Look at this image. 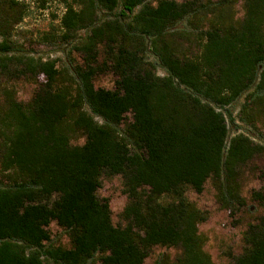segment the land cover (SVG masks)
<instances>
[{
    "label": "trees",
    "instance_id": "obj_1",
    "mask_svg": "<svg viewBox=\"0 0 264 264\" xmlns=\"http://www.w3.org/2000/svg\"><path fill=\"white\" fill-rule=\"evenodd\" d=\"M11 2L0 0V77L37 87L23 102L0 86V264H143L155 246L174 252L154 264H216L199 231L208 212L186 191L210 179L230 214L245 205L240 169L264 144L228 139V107L244 95L241 113L264 114V0H73L50 35L81 59L69 65L10 53ZM104 73L113 89L94 85ZM114 175L118 225L97 193ZM260 177L251 197L264 205ZM52 222L67 246L52 242ZM242 240L234 264H264V214Z\"/></svg>",
    "mask_w": 264,
    "mask_h": 264
},
{
    "label": "rangeland",
    "instance_id": "obj_2",
    "mask_svg": "<svg viewBox=\"0 0 264 264\" xmlns=\"http://www.w3.org/2000/svg\"><path fill=\"white\" fill-rule=\"evenodd\" d=\"M6 7L20 17L17 23H13L5 31L13 52L15 54H27L36 58H57L58 64L69 65L72 59L80 62L81 59L75 52L70 53L71 44L64 43L58 39L52 40L50 35L59 30V21L65 10V4L73 0H11ZM181 1V0H177ZM236 17L243 14L241 1L234 6ZM2 9L0 8V18ZM183 26V24H180ZM4 30L0 20V41L4 38ZM81 31L79 34H82ZM9 53V54H10ZM148 58L155 61L154 56L148 53ZM157 72L163 74L158 67ZM42 80V77L39 78ZM115 76L111 73L99 74L94 78L96 87L108 89L114 88ZM0 86L12 89L16 99L27 102L32 97L37 84L31 80L14 78L10 76L0 77ZM245 96H241L228 107L234 123L229 122V137L235 133L242 132L248 135L255 143L264 144V114L256 115L252 110L241 113V106ZM226 113V112H225ZM131 118V114H127ZM83 138L73 140L74 144H82ZM264 168V156H255L240 169L239 186L240 194L245 199V205L236 213L221 207L216 199V191L211 180H206L204 188L200 193L192 189L186 191L187 198L194 202L200 209L208 212L206 221L199 224V231L205 236L204 249L210 254L216 264H234V256H237L243 247L242 235L249 223L254 222L258 216L264 214V205L253 200L251 193L259 190L263 185L260 171ZM99 197L107 198L111 209V218L114 225L122 224L120 213L126 203V195L123 192L122 179L120 175L101 178V186L97 191ZM53 243L68 245L65 232L52 222L49 226ZM173 250L155 246L143 264H154L159 253ZM94 264H98L95 262Z\"/></svg>",
    "mask_w": 264,
    "mask_h": 264
}]
</instances>
